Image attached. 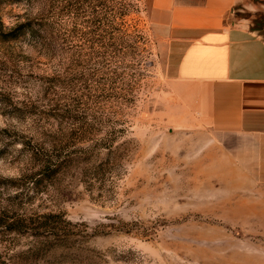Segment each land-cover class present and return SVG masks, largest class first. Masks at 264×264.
Listing matches in <instances>:
<instances>
[{
	"label": "rangeland",
	"instance_id": "1",
	"mask_svg": "<svg viewBox=\"0 0 264 264\" xmlns=\"http://www.w3.org/2000/svg\"><path fill=\"white\" fill-rule=\"evenodd\" d=\"M25 1L0 6V32ZM65 5L54 62L78 79L66 100L85 134L69 145L88 153L42 172L30 119L12 116L38 52L0 36V264H264V150L179 103L156 0ZM20 217L27 227L4 233Z\"/></svg>",
	"mask_w": 264,
	"mask_h": 264
},
{
	"label": "crops",
	"instance_id": "2",
	"mask_svg": "<svg viewBox=\"0 0 264 264\" xmlns=\"http://www.w3.org/2000/svg\"><path fill=\"white\" fill-rule=\"evenodd\" d=\"M173 94L220 135H247L264 150V29L250 0H156Z\"/></svg>",
	"mask_w": 264,
	"mask_h": 264
},
{
	"label": "trees",
	"instance_id": "3",
	"mask_svg": "<svg viewBox=\"0 0 264 264\" xmlns=\"http://www.w3.org/2000/svg\"><path fill=\"white\" fill-rule=\"evenodd\" d=\"M11 1L0 0V6ZM251 1L256 4H264V0ZM25 2L28 4L27 10L23 16L18 18L17 24L7 32H0V36L5 41L29 36L32 47L38 52L37 56L32 57L30 67L33 70L29 84H25L27 83L25 81L18 83L24 96L22 100L15 103L12 116L25 121L30 119V126L38 135L36 147L32 149L33 154L38 157L42 172H56L67 168V163L73 162L79 155L88 153L85 149H77L75 144L71 147L69 145L71 140L76 143V140L79 139V136L75 135L79 133L82 137L85 134V130L80 125L77 126L75 121L79 118L77 115H72V105L66 100L72 81L78 79L74 78L68 82L64 63L62 61L54 62L55 55L61 54L63 49L61 48L64 40L61 19L66 5L65 0H26ZM253 28L264 29V13L255 15ZM20 55L22 59L18 67L23 71L27 67L25 61L29 57ZM42 56L47 59V61L44 60L46 62L41 60ZM12 57L11 54H3L2 59L5 64H9ZM102 66L104 68L105 65ZM38 69H41L42 72H37ZM75 87L76 85H74ZM51 217L54 215L46 216V218ZM2 219L3 217L0 216L1 221ZM26 220L23 217L13 221L4 219V222H1L6 228L4 233L21 231V228L27 227Z\"/></svg>",
	"mask_w": 264,
	"mask_h": 264
}]
</instances>
